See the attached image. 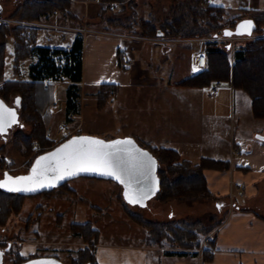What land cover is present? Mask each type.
Here are the masks:
<instances>
[{"label": "rangeland", "instance_id": "rangeland-1", "mask_svg": "<svg viewBox=\"0 0 264 264\" xmlns=\"http://www.w3.org/2000/svg\"><path fill=\"white\" fill-rule=\"evenodd\" d=\"M35 1L42 3L47 0ZM130 1L132 3L127 2L124 4V15H120L119 10L118 15H114L113 20L121 17V27L123 29H130V33L132 31L142 32L137 27V24L134 25L132 23L133 20L132 22L130 21L133 19L132 16L134 14V11L130 8L136 5L139 6V4L135 3V0ZM156 1L158 2L154 4L156 5L155 19L161 22L168 16L172 7V0H166L168 2L167 10L164 9L165 5L162 4L161 0ZM25 3V1L21 0L18 3L15 0H0L3 8L2 16H0V26L4 25L9 28L23 26L29 28L27 30L29 33L30 29H34L36 45H45L51 50L66 51V44H62L61 39L67 32L60 28V25H62L60 19L61 16L64 17V14L53 10L51 14L40 19H34L30 14L22 12L21 8ZM129 3L131 4L129 5ZM117 4L119 5V3ZM145 13L142 12V14ZM56 16L60 19L56 20ZM233 16H236V14L230 13V17ZM44 17H46V22H44ZM230 17L224 20L226 28L228 24L237 22ZM138 19L140 18L138 17ZM125 20H128V22ZM128 23L133 24V26L128 27ZM252 37H255L254 39L264 37V29L262 33L252 35ZM222 38L225 37L219 35L213 38L188 40L197 41L192 44V47H198L201 44L199 40H203V50L206 42H218L224 49L229 44L232 60L234 52L241 44L245 45L254 40L247 39L230 44L226 39ZM181 40L184 39L169 41L179 42ZM153 52V60L156 61L153 63L154 67L159 65L167 66L170 62L173 65V61L179 57L178 55L180 53L181 55L183 54V50L176 52V55L161 47L157 50L153 49ZM53 57L58 65H64V54L60 53ZM36 62L37 57L34 56L16 65L14 43L9 38L5 46L3 81H30L29 67ZM164 68L162 67L161 72L154 71V76L158 80L157 84L144 82L125 88L120 93L114 94L111 98L112 103L108 104L109 101L101 109L97 98L98 92L91 89L80 90V112L72 117V122L70 123L64 121V96L70 82L69 79L61 75L59 81L47 80L46 82L49 83L46 84L50 87L52 95L49 94V91H46L45 104H48L51 98L53 103L49 108L51 120L46 134L50 143L45 149L52 150L71 136L81 134L95 135L106 140L130 135L145 149L153 145L167 147V144L158 142L155 139L153 132L149 133L150 123L148 121L150 119L147 116V112L152 107V100L159 89V85L163 86L168 82H178L187 76L184 69H181V65L173 72H167L169 69ZM2 83L0 82V86ZM210 91L208 89L206 92V99L216 102L217 112L215 114L207 113L201 123L204 143L200 145L199 149L201 150L199 153L212 159L233 162V159L238 160L241 158L239 152L232 150L233 141L235 143L241 141L240 147L243 148V157H245L250 151L249 143H246V141H258L257 135L264 136V120L255 119L252 116L251 100L243 91L234 90L228 83H221V86L217 88V97L211 96ZM14 99L15 96L12 97L8 105L12 106ZM130 101L133 104L129 103ZM126 104L128 106L123 110L122 108ZM18 113L19 124L12 135L7 139H3L0 136V148H4V153H0H2L1 156L5 155V160L0 162V170L7 169V172L12 176L27 174L34 159L41 151L37 140H34V149H25L26 144L21 143L23 136H29L32 133V125L31 123H24L21 119L20 110H18ZM64 127L67 128L66 131H63ZM15 137L18 138L20 143L14 140ZM199 158L200 156L195 155L190 159L196 163ZM2 172H0V180L3 178ZM225 178L227 177L217 176L213 179L211 178V181L214 182ZM231 179V175H229L228 186L219 188L218 195H222L234 203L237 200L239 204L245 205V203L241 202L244 186L240 189ZM244 189L246 190V188ZM262 190L264 191V188L260 191ZM260 191L259 196H263L264 193L262 192L263 194H261ZM19 201L21 202L20 210L16 213H11L5 225L0 226V249L11 248L9 253L3 255L2 264H15L21 258H27L32 255L56 257L65 264H72V261L78 257L80 250L88 246L84 236L75 234L72 226L86 222H90L95 229H98L100 233L99 242L105 244H134L138 241L135 235L136 232L147 230L145 225L149 224L150 229H155L157 232L165 234V238L160 243L161 245L165 244L168 248H172L175 242L180 240V236L182 237L184 233L186 234L187 226H193L188 236V238L192 239L187 240L189 247H183L182 249L203 250L205 247H210V242L207 245V241L214 237V225L216 222L224 221L228 214L237 211L233 205L231 206V202L227 205L225 201L221 202L215 198L203 196L168 202H163L159 198L154 197L148 200L146 207H144L141 203L129 202V199L122 195V188L116 182L89 177L74 178L67 183L66 187L56 189L49 195L28 196ZM196 224H200V226ZM150 242L152 244L155 243L151 238ZM198 243L200 244L199 249H197ZM177 244L180 243L177 242ZM175 249L181 248L176 247ZM184 261L186 262V260Z\"/></svg>", "mask_w": 264, "mask_h": 264}, {"label": "crops", "instance_id": "crops-1", "mask_svg": "<svg viewBox=\"0 0 264 264\" xmlns=\"http://www.w3.org/2000/svg\"><path fill=\"white\" fill-rule=\"evenodd\" d=\"M15 1L20 2V0ZM135 1L139 4V6L136 5L135 14L137 13L140 19L156 18L154 4L158 1ZM207 1L212 6L223 7L236 15L242 10L264 12V0ZM69 2L71 15L61 16L60 19L57 13L56 20H61L62 25L59 27L67 32L61 39L62 44H66V51L70 50L78 35L82 36V80L78 84L80 90L91 89L98 92L101 84H116L120 93L121 90L134 84L144 82L157 84L158 80L154 76V71L161 72L162 67L169 69L167 72H173L181 65L186 78L198 73L193 69L196 68V55L201 46L199 44L198 47H192V44L197 41L184 39L175 42L134 35V31L132 34L130 29H123L121 25L116 26L111 23L110 20H113L114 15H118L121 9L116 2L110 5L99 0H69ZM161 2L167 10L168 2L166 0ZM2 12L3 8L0 4V16ZM142 12L146 13L142 14ZM43 19L44 22L47 21L46 17ZM37 46L48 47L38 44ZM158 46L176 55V52L183 50V54L178 55L173 65L170 62L167 66L154 67L153 63L156 61L153 60V49L157 50ZM122 59L128 62L126 69L120 68ZM175 83L177 82L159 85L152 100V107L147 112L150 119L147 120L150 123L149 133L153 132L158 142L168 145L167 147L153 145V147L173 149L182 159L190 162H192L190 158L198 155L200 156L196 162L198 163L201 158H211L199 153L201 150L199 147L204 143L201 123L207 113L217 112V104L206 99V92L212 87L204 89L176 87ZM65 101L66 94L64 103ZM110 103L112 100L108 104ZM129 103L133 104L132 101ZM127 106L128 104L121 108L124 110ZM246 143H249L250 151L243 157L241 141L238 143L233 141L232 150L239 152L241 158L230 162L231 169L227 173L206 172L207 186L216 200L225 201L227 205L231 202V206L237 209L236 212L228 214L214 230L215 238L209 261L203 260L202 250L175 249L168 248L165 244H152L147 230H140L135 234L138 241L134 244L99 242L95 249L98 264H264V191H260L264 188V141L248 142L247 140ZM236 167H246L248 171L244 173L236 170ZM6 171L0 170L3 177ZM222 175L228 179L231 175V181L240 189L244 186L241 202L245 205L239 204L237 200L234 203L218 195L219 188L227 187L229 181L227 178L214 182L211 180L217 176L223 177ZM259 191L263 196H259Z\"/></svg>", "mask_w": 264, "mask_h": 264}, {"label": "trees", "instance_id": "trees-1", "mask_svg": "<svg viewBox=\"0 0 264 264\" xmlns=\"http://www.w3.org/2000/svg\"><path fill=\"white\" fill-rule=\"evenodd\" d=\"M101 1L109 5L115 2L119 3L121 7L120 15H124L125 13L124 4L127 2L132 3L130 0ZM70 6L69 0H47L42 3L32 0L26 2L21 10L24 13L26 12V14H30L34 19H40L43 16L51 14L53 10L64 14V16L68 15L69 17L71 15L69 11ZM136 8L137 6L130 8L134 11V14L132 16L133 19L128 20L131 22L133 20L132 23L134 25L137 24V27L142 32L134 33L136 35L139 34L141 37L153 39L176 40L213 38L219 35H222V37L236 36L234 34L235 25L244 19H249L254 23L255 29L252 35H259L264 29V12L242 10L236 16L230 17V10L212 6L207 0H172V7L170 8L169 14L161 22L153 17L138 19L137 14H135ZM229 17L237 21L234 22L233 29L225 27L224 20ZM128 20L125 21L128 22ZM111 23H114L116 26H122L121 17L112 20ZM133 24L128 23V27H132ZM28 29L23 26L13 28L4 25L0 26V82H3L0 86V98L8 104L12 97L15 96L13 105L17 106L18 110H20L22 121L24 123H31L32 125V133L29 136H23L21 143L26 144L25 149H32L34 140H37L41 150L36 156L38 158L51 150L45 149L50 143L46 134L49 130L48 127L51 120L49 108L53 103L51 98V101L45 104L46 91H49V94L52 95L46 81H59L61 75L70 81L65 91L64 121L66 123L72 122V116L78 115L80 112V89L78 84L82 80L83 39L81 35H78L68 51L51 50L50 48L37 46L35 30L30 29L29 33V31L27 32ZM226 32L231 34L225 35ZM9 38L14 43V60L16 65L30 57H37V62L29 67L30 81H3L5 46ZM229 48V44L224 49L218 42H206L204 46V52L207 58L206 68L191 77L175 83L174 86L204 89L212 87L217 82L228 83L234 90L243 91L248 95L251 100L252 116L255 119L264 120V37L254 39L245 45L241 44L234 52L233 60L230 57ZM60 53L65 56L64 65L61 66L57 64L53 57ZM16 68L18 67L16 66ZM118 88L116 84H101L99 86L97 98L100 109L107 105L112 96L118 92ZM14 140L18 142L17 137ZM147 150L154 156L158 163L157 176L159 180V191L155 197L163 202L185 198L189 199L190 197L195 198L198 196L215 198L207 186L206 172L219 171L225 174L231 169V163L227 160L204 157L198 163H192L182 159L177 151L170 148L152 146L147 148ZM0 152L4 153L3 147L0 148ZM1 155L2 153H0V162L1 160H5V155ZM235 169L244 173L248 171L246 167H236ZM68 182L32 195L12 193L0 189V226L5 225L11 213H16L20 210L21 202L19 200L28 196L49 195L58 188L66 187ZM221 223L222 221L216 222L214 228L216 229ZM145 227L149 231L150 238L156 244L161 245L160 242L165 238V234L159 233L155 229H150L149 224H146ZM186 228V234L184 233L182 237L180 236V240L176 241L172 248L177 247L182 249L183 247H189L187 240L192 239L188 238V236L193 226H187ZM72 229L75 234L83 235L88 244L86 248L80 250L78 257L72 261V264H98L95 255V249L100 239L98 229H95L90 222L73 225ZM214 238L215 233L214 237L207 241V245L210 242V247H205L202 250L204 261L210 260L209 256ZM177 242L180 244H177ZM199 248L200 244L197 249ZM10 250V247H6L2 251H4V254H7ZM37 257L32 255L27 258H21L15 264H22L25 261Z\"/></svg>", "mask_w": 264, "mask_h": 264}, {"label": "snow or ice", "instance_id": "snow-or-ice-1", "mask_svg": "<svg viewBox=\"0 0 264 264\" xmlns=\"http://www.w3.org/2000/svg\"><path fill=\"white\" fill-rule=\"evenodd\" d=\"M251 27V22H245L239 28ZM231 33L226 32L225 35ZM194 71H198L194 67ZM7 109L0 104V132L4 130V114ZM9 116L13 113L7 112ZM155 167V161L146 152H140L135 148L130 139L105 142L92 137H74L61 145L53 152L41 156L36 160L31 170V175L26 177H8L5 182L15 185L47 186L52 181L72 176L78 172H100L103 175L113 176L130 188L132 180L137 173L144 169L151 170ZM5 182H0V187ZM14 190L32 191L35 187L17 188ZM147 192L141 190L131 194L126 191L125 196L131 203H140L147 196Z\"/></svg>", "mask_w": 264, "mask_h": 264}, {"label": "water", "instance_id": "water-1", "mask_svg": "<svg viewBox=\"0 0 264 264\" xmlns=\"http://www.w3.org/2000/svg\"><path fill=\"white\" fill-rule=\"evenodd\" d=\"M248 21L251 22L250 28H248L247 26H245V28H239L238 27V26H240V25H242ZM254 29H255L254 23L249 19H244V20L237 22V24L235 25V28H234V34H236L237 36H243V35L249 36V35L253 34ZM0 104H2L5 109H7V112L14 114V116H9L7 114V112L4 114V118H5L4 130L2 132H0V136L3 139H7L12 135V133L14 132V130L16 129V127L19 124V113H18L17 106H15V105L10 106L6 102H4V100L1 98H0ZM74 137H92V138H96L99 140H103L106 143L110 142V141H115V140L130 139L133 142V145L135 146L136 149H138L140 152H146L148 154V156L151 157L153 161H155V167L153 169H151L150 171L147 169H144L142 173H137L136 177L131 182L130 188H126L125 184L121 183L120 180L116 179L115 177L103 175L100 172H78L77 174L72 175V176H65L63 179L54 180V181H52L51 185H47V186H43V187L33 186V185H15V184H12L11 182H5L6 181L5 174H7L8 177H12V178L26 177V176L31 175V170H32L33 166L35 165L36 160L39 157L45 156L48 153L53 152L55 149L59 148L61 145L65 144V143H67L69 140L73 139ZM257 139L264 141V136L257 135ZM41 156L36 158V160L34 161L32 167L30 168V170L27 174L12 176L6 171L3 179L0 180V182H5V183H4L3 187H0V189H2L4 191L12 192V193L32 195V194H36V193H41L44 190H49V189L55 188V187L65 183V182H68V181H70L74 178H77V177H89V178H96V179L112 180V181L116 182L118 185L121 186L122 195L124 197H126L125 196L126 191H128L130 193V195L137 193L141 190L147 192L148 194H147L146 198H144L140 202L144 207H146L147 201L153 199L159 191V180H158V176H157L158 163H157L156 159L147 149L141 147L135 141V139H133L131 137L113 138L110 140H106V139H103V138L95 136V135H88V134L75 135V136H71L69 139L60 143L58 146H56L55 148H53L49 152L44 153ZM24 187H35V190H32V191L14 190L17 188L22 189ZM3 255H4V251L0 250V264H2V262H3ZM22 264H65V263L61 262L56 257L42 256V257L30 259L28 261L23 262Z\"/></svg>", "mask_w": 264, "mask_h": 264}, {"label": "built area", "instance_id": "built-area-1", "mask_svg": "<svg viewBox=\"0 0 264 264\" xmlns=\"http://www.w3.org/2000/svg\"><path fill=\"white\" fill-rule=\"evenodd\" d=\"M234 27V24L231 23V24H228L227 28L228 29H233ZM255 37H252V35H243V36H230V37H225V38H222V39H226L230 44H234L235 42H239L241 40H247V39H254ZM199 42L201 43V48L199 49V51L197 52V55H196V69H198L197 72H201L203 71L206 66H207V58H206V54L203 50V47H202V44L204 43L203 40H199ZM127 65H128V62L126 61V59H122L120 61V68L121 69H126L127 68ZM221 86V83L217 82L215 83L212 88H211V91H210V94L212 96H216L217 94V88H219ZM73 117V116H72ZM67 128H63V131H66Z\"/></svg>", "mask_w": 264, "mask_h": 264}, {"label": "bare ground", "instance_id": "bare-ground-1", "mask_svg": "<svg viewBox=\"0 0 264 264\" xmlns=\"http://www.w3.org/2000/svg\"><path fill=\"white\" fill-rule=\"evenodd\" d=\"M58 189H60V188H58Z\"/></svg>", "mask_w": 264, "mask_h": 264}, {"label": "flooded vegetation", "instance_id": "flooded-vegetation-1", "mask_svg": "<svg viewBox=\"0 0 264 264\" xmlns=\"http://www.w3.org/2000/svg\"><path fill=\"white\" fill-rule=\"evenodd\" d=\"M1 250V249H0Z\"/></svg>", "mask_w": 264, "mask_h": 264}]
</instances>
